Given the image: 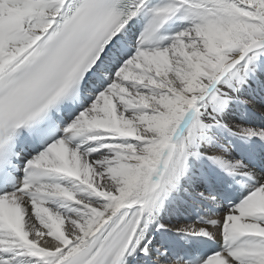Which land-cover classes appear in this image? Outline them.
Listing matches in <instances>:
<instances>
[{"label": "snow or ice", "instance_id": "snow-or-ice-1", "mask_svg": "<svg viewBox=\"0 0 264 264\" xmlns=\"http://www.w3.org/2000/svg\"><path fill=\"white\" fill-rule=\"evenodd\" d=\"M0 264H264V0H0Z\"/></svg>", "mask_w": 264, "mask_h": 264}]
</instances>
